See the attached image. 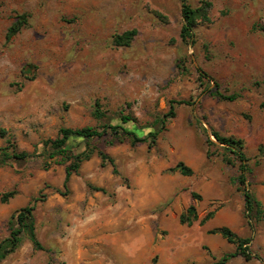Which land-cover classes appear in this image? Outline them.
Listing matches in <instances>:
<instances>
[{"label":"rangeland","instance_id":"obj_1","mask_svg":"<svg viewBox=\"0 0 264 264\" xmlns=\"http://www.w3.org/2000/svg\"><path fill=\"white\" fill-rule=\"evenodd\" d=\"M204 1L210 22L184 42L181 0H0V243L12 216L41 199L34 221L44 247L23 234L0 264H219L237 250L210 234L222 227L251 239L252 259L226 264H264V219L253 228L244 220L238 163L211 135L244 140L248 187L264 210V0H187ZM132 30L129 47L114 45ZM216 83L238 99L208 93ZM173 101L191 105L166 119ZM121 115L136 119L125 128L142 138L160 131L155 147L73 138L69 159L49 158L44 143L61 129L120 125ZM84 152L90 160L65 187L66 167ZM181 163L192 176L170 171ZM191 205L198 221L181 224Z\"/></svg>","mask_w":264,"mask_h":264},{"label":"trees","instance_id":"obj_2","mask_svg":"<svg viewBox=\"0 0 264 264\" xmlns=\"http://www.w3.org/2000/svg\"><path fill=\"white\" fill-rule=\"evenodd\" d=\"M181 14L183 18V27L181 30V38L184 42H189L194 36L195 29L201 23L210 22V9L212 8V2L204 1L198 8H193L189 5L187 0H181ZM20 31V25L15 24L8 32L7 40L10 41L11 38ZM137 30H132L124 33L123 35L116 36L114 38V45L117 47H129L137 35ZM200 75L204 79H209L210 77L203 71H199ZM209 81V80H208ZM210 83V82H209ZM216 91L208 90V93H212L213 96L218 97L224 101L234 102L238 99L237 95H224L218 88L219 85L216 83ZM188 104L190 102H177L173 101L170 106V111L166 115V119H174L176 117V107L179 105ZM264 109V103L262 104ZM99 114L98 111H96ZM120 125H105L100 129H94L91 127H85L81 129H71L63 128L60 130L58 137L55 140H48L44 143L45 149H50L49 158L54 159L55 157H61L63 159H69L68 143L71 139H83L87 142L95 138H103L109 135L112 141H124L129 139L132 146L138 144L149 143V148L152 149L157 144V140L160 131L155 133H149L147 137L142 138L133 131H129L125 128V125L129 123H136V119L129 115H121ZM166 121V120H165ZM164 121V123H165ZM211 135L219 143V145L228 153V163H238L239 176L235 180L239 184V190L243 191L244 194V213L243 217L249 227L253 228V222L255 220L264 219V210L262 203L256 199V197L251 193L248 187V174L250 173L249 162L250 159L245 153V142L242 139L236 137H224L214 130L211 131ZM209 143L213 144V141L209 139ZM93 151V150H91ZM93 152H84L79 156L74 158V162L66 167V179L64 186L67 187L71 177L74 173H78L81 164L84 161L90 160ZM258 154L264 156V145L259 146ZM102 159V165L104 166L107 162L113 167V174H118L114 160L109 157L106 153L99 152ZM28 153H14L13 158L18 160H25L29 158ZM171 172H180L184 177H190L193 175V170L184 164H179L176 168L170 170ZM97 192L106 193L105 189L95 188ZM17 193L15 191L4 194L1 197V203L7 204L10 199L14 198ZM200 196L194 195V198L199 199ZM43 201L41 199H35L31 204L25 208L17 211L12 216V221L10 222V235L7 239L0 243V260L6 259L9 255L15 253L21 245L22 235L26 234L33 244L36 250H44V247L38 241L36 236V228L34 221V213L37 208V203ZM213 215L207 218H211ZM198 214L195 205H191L185 213L180 217L181 224L187 226H193L195 222L198 221ZM211 235H221L228 243L236 245L237 250L235 253L226 255L219 264H226L232 258L237 256H242L247 261L252 259L249 252V244L251 242L250 238H241L237 233L228 227H222L210 232Z\"/></svg>","mask_w":264,"mask_h":264}]
</instances>
